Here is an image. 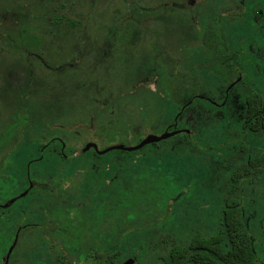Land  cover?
<instances>
[{
  "label": "rangeland",
  "instance_id": "rangeland-1",
  "mask_svg": "<svg viewBox=\"0 0 264 264\" xmlns=\"http://www.w3.org/2000/svg\"><path fill=\"white\" fill-rule=\"evenodd\" d=\"M188 1L0 0L2 263L5 246L13 245L16 229L27 224L38 226L25 231L13 245L8 264H59L55 253L63 251L68 256L73 252L64 245L72 243L80 227L86 232L81 247L105 254L118 243L116 231H129L165 216H170L167 226L176 239H189L197 230L208 236L217 234L226 195L223 191L220 198H213L215 181L224 186L230 174L222 177V165L235 173L248 155L258 159L259 167L241 180L239 206L251 216L254 235L261 237V135L248 147L232 145L233 155L227 159L209 151H177L176 145L186 140L183 134L178 135L181 139L168 138L127 155L111 151L101 162L88 153L68 177L64 169L69 162L55 160L52 167V146L42 147L55 138L65 143L70 155L83 153L90 142L100 150L114 145L134 147L149 135L187 126L194 131L198 146H215L219 131L214 127L219 121L214 107L195 100L194 108L177 122L180 106L191 93L177 94L173 85L182 89L180 78L185 75L191 85L196 83L191 86L196 95L219 101L221 77L208 66L210 50L203 43L204 35L211 24L222 30L230 44L238 38L246 40L242 29L247 21L236 28L229 14H220L218 0H195L187 6ZM55 143L53 152L61 147V142ZM28 168L43 188L30 201L25 196L5 207L27 191H23V180ZM46 182L54 193L43 190L49 188ZM132 190L138 193L136 205L120 209ZM171 195L183 198L180 204L172 199L166 212L165 200ZM57 201L59 226L51 215L48 219L44 215ZM99 209L102 234L89 245ZM134 237L129 235V239ZM111 238L116 244L109 246ZM129 245H123L115 264L132 259ZM78 259L75 251L72 260L76 264H92Z\"/></svg>",
  "mask_w": 264,
  "mask_h": 264
},
{
  "label": "trees",
  "instance_id": "trees-1",
  "mask_svg": "<svg viewBox=\"0 0 264 264\" xmlns=\"http://www.w3.org/2000/svg\"><path fill=\"white\" fill-rule=\"evenodd\" d=\"M209 38L212 39L211 36H209ZM184 79L185 80L181 79L180 81L181 84L185 86V88L178 89L177 94L182 92L184 94L186 91L188 92V94L191 93L189 95L190 99L186 101V104L188 106L185 112L194 108L195 100L199 103H202V101H206L205 103H208V105L212 106L211 103L205 100L207 99L205 97H209V96L202 94V96H204L203 98L196 97L195 92H193L194 90L191 89L192 85L197 86L196 83H193L191 85V83L188 82L190 80L189 77L187 76H185ZM249 100H250L249 102L250 105L254 104L251 98ZM179 112H181V108ZM185 112L180 114L179 119L182 118ZM206 121L209 120H207L206 118ZM185 129L186 128L179 129L178 127L170 129V131L177 132L176 135L170 138L173 137L177 138L179 134H183L182 137H186V139L187 138L189 139V140L187 139L188 145L185 142L186 140H181L176 145L177 146L176 150L182 152L191 151V150H193V152L194 151L200 152V146L197 145L198 142L196 137L187 135ZM260 130L263 131L264 133V127L259 129H254V131H260ZM182 137H178V138L181 139ZM217 149L218 147L214 146L211 147L208 151L210 153H215L217 152ZM86 152L91 153L92 157H94V159L97 160L98 162H101L104 159V157L97 154L94 149L91 148L87 149L86 147L83 153ZM72 153H76V152H72ZM127 153H128L127 151H119V154L127 155ZM118 155H116L115 157H117ZM77 156L75 157V159L72 158L69 159L68 161L69 163L66 165L67 166L66 169H64L67 177L71 173L73 167L79 166L80 165L79 161L81 162L83 160V158H78ZM40 160L43 161V158H41ZM60 161L62 162V160ZM49 164L50 163H48V165ZM28 170L29 168L27 169V171H25V176L23 180V184H24L23 191L28 189L31 181H34L33 178H31V175L28 174L29 173ZM241 179H242V175L236 173L235 175L232 176V178H229L226 183L231 184L233 187L239 186ZM36 183L39 185L40 182L36 181ZM58 185L59 183L57 182L56 186ZM37 190L38 188L30 189V194L26 196L27 198H29V201L31 198L35 196ZM234 190L235 189H233L232 193L227 194V196L224 199L225 202L220 220L221 231L216 236H206L202 231L197 230L195 234L189 239L188 238L176 239L177 237L171 234V231L167 226L168 225L167 220L170 218V216L168 217L165 216L163 217V220H161L162 222L158 221V219L155 218L153 221L140 224L138 228H132L129 231L128 229L126 231L124 230L116 231L115 234L118 235V243L116 244V242H114L113 241L114 239L112 238L108 240L109 246L113 244L116 245L107 254L101 253L100 251H94L89 253L87 251L88 246H86L85 248L81 247V244L84 242L83 240H85L84 235L86 232L83 227H80L78 233L75 236H72L73 239L72 243H69L68 246L66 244L64 245V247L70 248L73 252L72 253L69 252L68 256L65 255L63 251L55 253L56 260L59 264H76L72 260L73 253L76 251L79 252V259H78L79 261L91 262L92 264H115L114 260L120 254L123 245L125 246L127 243H129L130 245L128 248V252H129L128 256L134 260V264H264V261H262L261 259V253L264 252V244L263 241L261 240L264 237L263 235L264 230L263 233H261L262 238L257 237L253 234L254 229L252 224V218L238 204L242 192L239 190H235V191ZM52 193L54 192L52 191ZM126 197L127 200H125L119 206L120 209L126 207L127 204H129L128 206L130 205L135 206L137 203L138 193L132 190L131 193L130 192L127 193ZM182 198L183 196L181 197L172 196V195L169 196L168 199L165 200L166 203V206L164 208L165 211L167 212L168 208L170 207L169 202L172 199H174L175 204H180ZM98 211H99L98 217L94 222V230L92 231L93 235L90 234V237L92 238H90L91 244L89 245H92V242L100 238L102 234L101 225H100L102 218L101 210L99 209ZM132 213H134L133 210H131L130 213L131 215L129 217L131 220L134 219ZM44 215L46 216L47 219L51 215L53 217L52 222L55 221V224L59 226L61 222L59 220L60 207L58 206V201L54 203V205L51 208L46 209ZM170 215L175 216L172 213ZM74 225L76 224L72 221V226ZM263 225L264 223L261 222L260 227H263ZM36 226L38 225L27 224L24 226H18V228L14 233V237L12 238L13 240L12 244L16 245L17 241L20 239L21 235H23L25 231L29 230L31 227L33 228ZM41 227L44 226H40V228ZM65 231L67 233H70L68 228ZM130 234L135 235V237L133 239H129ZM16 237L18 238L16 239ZM42 238L43 240H45V232L42 233ZM13 245L9 244L5 246V249L7 250L6 254L7 252H9L10 247H13ZM49 247H55V246L51 244L49 245ZM0 263H1V253H0Z\"/></svg>",
  "mask_w": 264,
  "mask_h": 264
},
{
  "label": "flooded vegetation",
  "instance_id": "flooded-vegetation-1",
  "mask_svg": "<svg viewBox=\"0 0 264 264\" xmlns=\"http://www.w3.org/2000/svg\"><path fill=\"white\" fill-rule=\"evenodd\" d=\"M194 2L195 0H189L187 6L193 5ZM218 2L220 14H229L228 19L231 20V23H233L236 28H240V25L244 27L245 23L243 22L247 21L246 26L242 30L246 32V38L248 37V39L246 40H243L241 38L235 39L234 42L230 44L227 38L222 33V30H215L213 28L214 26L210 24V26H208V31H206L203 38L205 47L212 51L209 52L210 60L208 66L215 70V73L221 77L222 88L219 94L220 97L223 98L221 99L220 97H218L220 99L219 101H213L209 97H205L207 98L205 100L211 103L216 110V118L219 121V123H217L214 127V130L217 129L216 132L219 131V133H217L218 143L215 144L218 149L217 152L211 154H217L218 156L227 159L229 155H233L232 153L234 151V148H230L232 145L235 146L241 144L245 147H248L252 139L259 137V135L264 137L263 131H254V129L264 127V0H218ZM225 10L228 12L230 10L232 12L235 11V13H224ZM209 36H211L212 39H210ZM243 45H246V47H243ZM184 77L185 75L181 76L180 80H185ZM173 87L174 91H177L179 89L177 87L175 89L174 85ZM196 97L203 98L204 96L196 95ZM250 98L254 102V104L252 105H250L249 103ZM182 105L180 106L181 112H179L177 122L180 121V114L185 112L188 106L186 103L184 106ZM202 123L207 124L206 122ZM225 128H227V130L225 132H222V129ZM170 129L168 131L173 132L170 131ZM185 130L187 135L193 136L194 131H192L191 128L187 126ZM221 136H224L223 142L220 141V138H222ZM55 141L59 143L61 142V147L58 149V151L53 152V145H56V143L54 144ZM200 141H202V139ZM49 146H52V158L54 161V163H52V167L56 166L55 160L69 161V159L71 158L75 159L77 155L78 158H82L81 155L88 154L86 152L72 153L70 155L65 151V143L59 138H55L51 141V143H48L43 147L47 148ZM210 148L211 147L206 146L203 143L202 145H200V152L208 151ZM60 150L62 151V153ZM245 160L247 162L242 165H237V168L235 170L236 172L232 174L229 171V165L223 164L222 169L224 173L222 174V177L226 176V174H230L229 178H232L233 175L239 173L242 175L243 179L249 176L250 173L253 174V171L258 169L259 167L258 159L251 158L248 155ZM237 161L242 160L238 159ZM253 161L255 162L252 163ZM218 172L220 173V171ZM215 183H217V191L215 192L216 195L214 194L213 196L214 199L220 198L223 191L224 195L226 196L227 194L232 193L233 189L239 190L241 192L243 191V187H241L240 185L233 187L229 183H226V186H221L220 181H215ZM46 185L49 188H44L43 190H55L54 188L49 186V184ZM33 188H38L39 190V188L43 187L40 186V184L38 185L36 181H31L27 189V196L30 194V189ZM259 191L261 192V196H264V186L259 188ZM239 203L240 201L238 202V204ZM220 220L218 221L219 225ZM261 222L264 223V217L259 222L260 235H262L261 233H263L264 230V225L263 227H260ZM202 232L204 233V235L208 236V234H206L204 231ZM218 234L219 232L210 236H216ZM17 238L18 237H16V239ZM261 240L263 241L264 237ZM8 255L9 252H7L5 256V261L3 263L1 262L0 264H8ZM261 259L262 261H264V252L261 253Z\"/></svg>",
  "mask_w": 264,
  "mask_h": 264
},
{
  "label": "water",
  "instance_id": "water-1",
  "mask_svg": "<svg viewBox=\"0 0 264 264\" xmlns=\"http://www.w3.org/2000/svg\"><path fill=\"white\" fill-rule=\"evenodd\" d=\"M176 134H177V132H174V131L173 132H169V131H167V132H165L164 134H162L160 136L149 135L140 144H138V145H136L134 147H127V146H124V145H114V146H111V147L106 148L104 150H100L96 144L90 143V144L87 145V149L93 148L96 151V153L99 154V155H105V154H107V153H109L111 151H114V150L133 152V151L140 150V149L144 148L147 145L154 144V143H159L161 141H164V140H166V139H168V138H170V137H172V136H174ZM27 194H28V190L25 191L24 193H22L19 197L14 198L13 200H11V202L8 205H6L5 207H9L13 203H15V201L17 199L23 198V197L27 196ZM12 250H13V247L10 248L9 255L12 252ZM121 264H134V260L133 259H128V260H125L124 262H122Z\"/></svg>",
  "mask_w": 264,
  "mask_h": 264
}]
</instances>
